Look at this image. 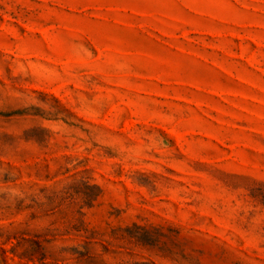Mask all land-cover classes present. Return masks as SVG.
<instances>
[{
  "label": "rangeland",
  "instance_id": "1",
  "mask_svg": "<svg viewBox=\"0 0 264 264\" xmlns=\"http://www.w3.org/2000/svg\"><path fill=\"white\" fill-rule=\"evenodd\" d=\"M0 264H264V0H0Z\"/></svg>",
  "mask_w": 264,
  "mask_h": 264
}]
</instances>
